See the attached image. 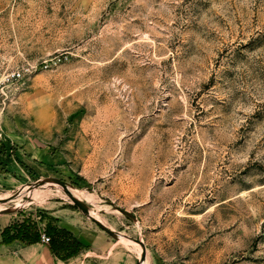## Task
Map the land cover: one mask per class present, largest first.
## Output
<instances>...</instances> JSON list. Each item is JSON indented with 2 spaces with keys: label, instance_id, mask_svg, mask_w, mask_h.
Listing matches in <instances>:
<instances>
[{
  "label": "rangeland",
  "instance_id": "1",
  "mask_svg": "<svg viewBox=\"0 0 264 264\" xmlns=\"http://www.w3.org/2000/svg\"><path fill=\"white\" fill-rule=\"evenodd\" d=\"M0 72V171L27 172L0 213L138 264H264V0H0Z\"/></svg>",
  "mask_w": 264,
  "mask_h": 264
},
{
  "label": "crops",
  "instance_id": "2",
  "mask_svg": "<svg viewBox=\"0 0 264 264\" xmlns=\"http://www.w3.org/2000/svg\"><path fill=\"white\" fill-rule=\"evenodd\" d=\"M11 127L5 125L0 130V146L6 147V142L9 141L16 145L19 142L14 137ZM24 145V144H23ZM22 147V146H21ZM2 155H8L6 148L3 149ZM12 160L4 165V170L8 174H2L0 177L15 181V177L27 176L26 170L16 161L13 155H10ZM2 162V158H1ZM22 163V162H21ZM17 214L0 213V264H138L140 257L137 251L130 245L113 244L109 242L103 234L95 230L84 231L78 227V232H71L72 236L77 238L83 245L78 256L62 261L53 256L50 251V243L44 244L41 242L25 246L20 242H15L11 245L2 244V232L7 227H10L17 218ZM70 233V232H69Z\"/></svg>",
  "mask_w": 264,
  "mask_h": 264
},
{
  "label": "trees",
  "instance_id": "3",
  "mask_svg": "<svg viewBox=\"0 0 264 264\" xmlns=\"http://www.w3.org/2000/svg\"><path fill=\"white\" fill-rule=\"evenodd\" d=\"M3 149H0V158ZM37 224L31 219H26L19 224L14 222L10 227H7L2 232V244L11 245L15 242H20L25 246L34 245L41 242V236L36 231ZM47 232L51 238L50 251L53 256L62 261H68L80 253L83 245L71 233L65 230H58L51 224L48 225Z\"/></svg>",
  "mask_w": 264,
  "mask_h": 264
},
{
  "label": "water",
  "instance_id": "4",
  "mask_svg": "<svg viewBox=\"0 0 264 264\" xmlns=\"http://www.w3.org/2000/svg\"><path fill=\"white\" fill-rule=\"evenodd\" d=\"M54 182H57L59 183L63 188L64 190L66 191V193L69 195V198L71 199L72 203L81 211L83 212L84 214L88 215L89 217L90 216V211L88 209V206L86 204H84L82 201L78 200L77 198H75L71 193L70 191L68 190V186L66 183L62 182V181H58V180H54ZM93 221L100 227L102 228L110 237L112 238H118V235L115 234V232L109 230L104 224H102L99 220H96L94 218H92ZM136 243H138L142 249H143V253H142V258H144L145 256V253H146V248L144 246V243L140 240H134Z\"/></svg>",
  "mask_w": 264,
  "mask_h": 264
},
{
  "label": "built area",
  "instance_id": "5",
  "mask_svg": "<svg viewBox=\"0 0 264 264\" xmlns=\"http://www.w3.org/2000/svg\"><path fill=\"white\" fill-rule=\"evenodd\" d=\"M20 76H21V74H17V73L4 74V73L0 72V92L3 89V87H5V86L14 87L16 90H18L17 86L15 85V82H17V80ZM15 95H16V93L13 96L14 100H16ZM41 238H42V242L44 244L50 243V238L48 236L43 235Z\"/></svg>",
  "mask_w": 264,
  "mask_h": 264
},
{
  "label": "bare ground",
  "instance_id": "6",
  "mask_svg": "<svg viewBox=\"0 0 264 264\" xmlns=\"http://www.w3.org/2000/svg\"><path fill=\"white\" fill-rule=\"evenodd\" d=\"M68 190L70 191V193L75 197V198H80V193H78V192H72L71 190H70V188H68ZM80 200V199H79ZM23 205L21 204V202L20 203H16V205H15V207H13L12 208V210L14 209V210H16V209H18V208H20V207H22ZM91 215V217H93V214L92 213H90ZM94 218V217H93ZM118 238H120V239H122V236H119L118 235ZM134 243H136V242H134ZM136 244H138V243H136ZM139 245V244H138ZM140 248H141V246H139ZM142 249V248H141Z\"/></svg>",
  "mask_w": 264,
  "mask_h": 264
}]
</instances>
